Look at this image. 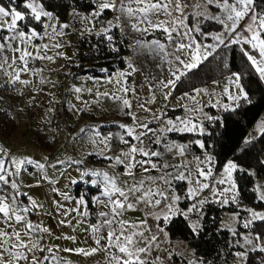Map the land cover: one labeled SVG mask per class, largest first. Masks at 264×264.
Here are the masks:
<instances>
[{"label": "rangeland", "instance_id": "374dc122", "mask_svg": "<svg viewBox=\"0 0 264 264\" xmlns=\"http://www.w3.org/2000/svg\"><path fill=\"white\" fill-rule=\"evenodd\" d=\"M38 2L41 3L40 0H38ZM94 2L95 7L91 10H70L65 20L60 19L56 13L45 8L47 11L52 12L54 17L52 20L42 18L49 25L47 28L48 35H44V27L40 30L35 25H30L27 30L22 29L27 33L35 28L37 32L40 33V35L33 40V44L27 46L28 51L35 55L38 49L34 47V45L48 44L49 48L40 51V55L54 57V61L39 59L30 61L29 68L43 69L39 73H20L21 80H28L31 83L22 84L16 82L14 85L9 84L7 81L10 80L11 77L8 76L6 72H14L15 68L6 67V69L0 70V110L5 109L6 99L4 96L16 99L19 101L22 108V113L13 117L18 122V128L10 136H4L0 133V146L6 150H10L12 157H28L45 165L43 172L37 169L35 165H28L27 171L22 170L21 176L16 179L21 184L20 191L27 193V196L34 199L37 204V207L28 214L27 218L34 224H39L41 227L50 229V233L42 234L43 240L41 242V247H53L55 254L59 258H62V264H109L110 252L116 251L115 249H111L110 251L99 250L91 255H84L76 252L75 249L80 248L88 251L91 248L102 247L107 243L104 239L101 240L100 246L95 243V238L97 236L107 237V229L102 228L98 233H94L92 231V225L101 224L104 218L100 217L98 213L100 211H108V209H105L102 205L95 204L93 200L95 211L89 206V198L99 197L100 199H106V197L101 195L103 186L92 185L91 180L97 178L92 177L90 174L81 179V173L86 169L107 171L109 175L119 176L118 185L122 188H126L127 184L132 183V178L123 174V166L111 167L110 165L113 161L105 158L115 157L120 155L121 151H127V146L119 143L116 138L117 133L123 134L126 131L125 129H121L119 125H130L139 132L143 131L139 125L148 123L149 127L156 129V134L160 135L159 129L168 127L166 123L168 120L176 121L177 118H180L188 119L192 123L202 126L206 132V121L213 116L211 111H209V107H214L218 111L217 116H219L222 111L236 107L241 100L236 101L229 98L230 96L239 95V90L235 84L230 83L229 80L230 77L233 80L235 79L233 73L198 87L197 89L206 90L200 91L199 93L195 91L184 92L174 96L173 92L175 88L171 86L168 88L159 87L158 84L160 81L166 83L167 80L174 79L170 69L173 71L177 69L183 71V66L179 65L175 60V55H180V58L187 62L189 60L187 50L181 53H175L174 55V46L168 45L162 32L150 31L146 34L136 32L129 26L127 19L121 16L118 11L110 10L112 14L110 18L105 21H102V16L106 10L98 18L94 17L92 14L98 11V5L101 0H94ZM183 2L190 5L189 8L185 9V14H190L193 11L191 5L195 4L197 0H183ZM117 3H119V0H117ZM0 6H4L6 9L14 7L17 11H21L25 14L24 11L15 7L14 0H0ZM208 12L212 15L219 14V10L215 5L209 6ZM179 15V13L173 12V16ZM117 16H120L119 21L116 19ZM190 16L191 15H189V19L186 21L190 28H194L197 21L203 19L201 17ZM82 17L88 18L82 20ZM4 19L7 20L9 18ZM159 19L164 20L170 18L161 14ZM109 21L112 22V25L119 23L118 28H120L129 39L130 50L125 57V66L105 76H93L88 73H80L78 69L79 61L77 59V47L81 37L93 33L102 34L100 31L102 28H109L110 32L115 27H110L108 24ZM20 22L21 21H18V28ZM64 23L69 25L68 28L63 29L64 35H56L51 26L56 25V30L58 32L60 31L59 25ZM143 27H147V25ZM88 29L91 31H88ZM222 31L223 27L219 31L204 32L205 35L201 36L203 39L201 41H199L196 36V34L199 33L194 32L193 35L197 43L202 45H214L218 42L214 41L212 35L208 34L220 33ZM8 34L6 30H0V35ZM153 34H155V36H152ZM207 38H210V41L206 40ZM156 39L166 44V51L169 53L167 59L150 53L147 49L139 47L136 43L137 41L149 42ZM184 42L187 43V40ZM11 43L12 47H24V45L20 44L19 40H14ZM57 43L61 45V47H52V45ZM242 46L246 50H250L252 55L259 58L258 51L251 49L250 45L243 44ZM57 53H63V55H57ZM3 55L9 58V63L11 64L13 55L18 54H14L11 50H8L3 53ZM17 64H20V62L17 61ZM129 65L134 67L136 71L133 72ZM120 73H124L125 75L121 76ZM177 75H179V71H177ZM42 79L44 83H41ZM240 84L246 92L241 80ZM122 87H128L130 91L125 93L121 91ZM76 88H80L81 91L77 93L75 91ZM226 88L227 92L225 91ZM131 89H134V91ZM105 92L108 93V96L98 95V93L102 94ZM169 92H171V95L166 96L165 94ZM186 93L188 94L187 96L185 95ZM116 96L128 99L131 107H124L122 99L116 100L114 98ZM153 96H155V100L152 99ZM193 96H195V100L190 98ZM141 105H143V107H141ZM225 105L228 107L225 108ZM38 107H40L39 110H37ZM125 112L133 113L136 116V120L134 121L131 116L125 115ZM157 117H159V119H156ZM262 124H264V112L252 128L250 136L260 135L261 132L259 128ZM82 128L85 129L84 132L80 131ZM96 130L99 131L101 137L107 136L109 133L113 134V138L107 149H105L104 144L99 142L98 137L93 136V132ZM174 133L180 132L166 133V135L162 137L161 145L151 143L147 137L144 138L143 145H139V143L134 140L131 141L149 151L159 150L164 153L163 162L169 165H179L178 168L172 167L160 171L152 170L150 173L146 174L158 177L164 172L171 173V175L167 177V179L171 181V188L164 184L163 181L159 180L156 182V185H152L154 188L158 187L164 190L169 197L168 200H163L161 197L157 196L155 197L156 199H162V203L159 206L152 208L145 207L144 204H138L133 209L123 211L122 215L117 217L118 220H126L129 224H139L140 221L146 220V225H141L140 230H145V228L150 229V231H145V236H150L152 234L157 235L156 243L159 244V248L155 247L154 244L149 255L144 257L142 254V257L149 261V264L153 261L155 264H188L189 261L194 262V264H199L202 262V260L195 255L194 249L187 241L173 239L169 235L166 226L175 216L170 217V219L165 222L163 217H161L160 220H156L153 216L146 215V213L151 212H166V204L171 203L173 191L176 195L181 197L177 204L179 208L184 211H187L192 203L205 199H207L205 204L212 201L218 202L220 205H229L232 203L229 201L228 204H222L221 201L224 197L213 195V187L219 192L222 191L224 187H227V185L216 184L211 178L208 181H204L210 184L209 189L199 191V194L194 198H188L187 190L190 187L188 181L176 180L175 177L178 176L180 172H184L185 175L191 172L193 176H195L197 167L196 157H199L200 161H204L206 156L213 157V161L210 165L205 163L200 166L205 170L211 166L213 174L217 179L222 176L223 166L229 160H233L229 159L220 169H217V160L212 153L207 152L204 148L201 152H196L191 140L180 141L177 137L172 136ZM190 134L200 133L197 131ZM125 138L129 139L128 137ZM93 140H96V142L93 143ZM173 142L176 144L188 145L184 155H179L176 149H173L171 153L165 151L163 144ZM101 150H104L103 155H100ZM0 158L5 160L6 166L11 167L9 164V156H0ZM69 158H71L72 161H83V163H71ZM143 158L144 157L140 154L136 155V159ZM57 160H64L65 164H56ZM153 160L155 162L157 158H153ZM262 160L264 162V153L262 154ZM233 162L235 163V161ZM52 164H55V168L49 167V165ZM250 172L254 175L255 179L254 190L257 186H259L261 190H264V176H258L255 169H251ZM45 173L50 177V180L43 179ZM233 177L237 184L236 172L233 173ZM136 179H140L139 171H136ZM52 180L56 182L53 184L51 182ZM73 180H75L76 183H73ZM37 181H39V186H36ZM125 182H127V184ZM148 186L149 185L146 183L145 187ZM191 186L195 187V184ZM53 188L58 189V191L54 192L52 190ZM62 194H67L69 199H65ZM256 195L258 197L259 193L256 192ZM81 196H83L85 204L77 203ZM21 200L24 205L31 207L26 197H21ZM54 201L62 205L59 210H57L56 204L53 203ZM129 202L135 203V199L130 197ZM205 204L199 206L198 212L189 213L186 218L190 224L199 221V225H201ZM233 204L240 209H244V211L245 209L251 208L257 212H264V202L261 207H250L240 202L238 196V202ZM85 211L88 212L87 216L82 215ZM236 213H239V218L234 219ZM248 217L249 213L247 211H245L244 217H240V212H225L222 215L220 227L229 230L233 244L237 245L235 241H240V244L237 245L238 249H236L235 252L245 251L251 247H245L243 239L244 236L248 235L250 232L253 237L259 233L261 237L260 243H264V227L261 228V230H254L253 228L245 229L243 227L242 222ZM60 221H63V223H60ZM158 225L159 228L163 229L162 232L158 231ZM114 227H119V225H114ZM0 229L9 234L14 230L18 231L22 240L28 241L29 239V237L25 235L24 224L16 223L14 220L9 221L7 224L0 222ZM231 229H235V236L232 235ZM165 233H167V236H165ZM62 237H75V239L72 240ZM12 243H15L14 238L9 240V246ZM65 249H72L73 251H65ZM250 252L253 251L248 252V257ZM0 253H3V259L5 261L11 259L8 252L4 251L3 248H0ZM169 253H172V255L169 256ZM44 255H48V253L34 250L29 255V261H20L19 264H29L32 256L42 260ZM247 260L245 264H247ZM45 264H47V262H45ZM229 264H241V262L234 255Z\"/></svg>", "mask_w": 264, "mask_h": 264}, {"label": "snow or ice", "instance_id": "6c2138e0", "mask_svg": "<svg viewBox=\"0 0 264 264\" xmlns=\"http://www.w3.org/2000/svg\"><path fill=\"white\" fill-rule=\"evenodd\" d=\"M215 5L219 10V14L212 15L208 12L209 6ZM24 7L29 11L28 15L35 21L43 25L45 32L44 35H48L47 28L49 25L42 18H47L52 20L53 13L47 11L42 3H39L38 0H25ZM190 5L184 3L183 0H101L98 5V11H95L92 15L98 18L105 10L118 11L121 16L127 19L129 26L136 32L140 33H149L160 31L164 35L168 45L174 46L175 52L181 53L187 50L189 55V60L185 62L180 58V55H175V60L179 65L183 66V71L177 69L173 71L170 69L174 79H169L165 83L160 81L158 86L161 88H168L171 86L175 88L177 82L181 79L182 76L187 75L192 70L197 69L203 61H206L221 45L225 47L228 44L241 45V52L243 56L247 58V61L250 62V65L254 68L255 72L258 74L259 78L264 80V9L257 8V0H197V2L191 7L193 11L190 14H185V9L189 8ZM173 12H177L179 16H173ZM163 14L165 17L170 19H159V16ZM189 15L192 17H201L202 20H198L194 28H190L186 21L189 19ZM4 18H9L5 20ZM25 14L21 11H17L16 8L6 9L4 6H0V30H6L8 35H0V70L7 68H15L14 72H6L8 76L11 77L7 81L9 84H15L20 82L22 84L31 83L28 80H21V72H35L39 73L43 69H31L29 68L30 61L39 60H48L54 61L53 56L40 55V51L47 50L49 48L48 44L34 45L37 47L38 51L35 55L32 52L27 50L28 45L33 44V40L40 35L35 28L29 32H25L22 29L18 28V21L25 20ZM88 17H82L81 19H87ZM117 21L120 20V16H117ZM204 20L215 21L223 27V31L220 33H209L212 35L214 41L218 43L214 45H202L196 42V38L193 33H199L201 36H204L205 33L201 29V24ZM98 22V21H97ZM108 24L110 27H119V23L112 25V22L109 21ZM147 25V27H143ZM53 32L58 36L64 35L63 29L69 27L67 23L60 24V31L57 32L56 25H52ZM109 28H102L101 33L107 34ZM88 31H91L88 29ZM100 35V33H96ZM175 34V35H174ZM250 34V35H248ZM19 40L21 45L24 47H12V41ZM107 40L111 42L113 37L111 35L107 36ZM187 40V43L184 41ZM139 47L147 49L150 53H154L157 56H162L164 59H167L169 53L166 51V44L161 43L159 39L151 40L149 42L137 41ZM247 44L251 46V49L258 51V56L251 54L250 50H246L242 45ZM52 47L59 48L61 45L54 44ZM11 50L13 55L11 64L9 63V58L6 55H3L6 51ZM117 51L116 48L112 49ZM57 55H63V53H57ZM17 61L20 64H17ZM171 63V62H170ZM22 65V66H21ZM133 72L136 71L134 67L129 65ZM225 67L227 65L225 64ZM101 71H106L102 69ZM179 71V75H177ZM121 76H124V73H120ZM130 75V73H129ZM235 79L229 78L230 83L235 84L239 90V95L230 96L232 100H240L242 98H247V93L244 91L243 87L240 84L241 74L233 73ZM41 83H44L43 79ZM134 91V89H131ZM75 91L79 93L80 88H76ZM90 91V90H89ZM121 91L127 93L130 91L128 87H122ZM195 92L199 93L200 91H206L204 89H195ZM227 92V88L225 89ZM98 95L108 96V93H98ZM166 96L171 95V92L166 93ZM188 95L187 93L185 94ZM116 100H121L123 106L130 108L131 104L128 99H123L122 97H114ZM195 100V96L190 97ZM155 100V96L152 97ZM143 107V105H141ZM228 106L225 105V108ZM147 110V109H146ZM192 111V110H189ZM127 116L135 121L136 116L131 112L124 113ZM156 119H159L157 117ZM168 127L159 129L160 135H157V130L150 128L148 123L140 124L139 127L143 131L137 132L136 129L130 125L121 124L119 127L125 129L126 131L123 134L117 133L116 138L119 143L127 146V151H121L120 155L115 157H105L113 161L110 165L111 167L123 166L124 175H127L132 178V183L127 184L126 188H122L118 185L119 176L109 175L107 171L100 170H84L81 173V179L86 175H91L97 179H92V185H102L103 191L101 195L106 197V199H100L99 197H93L92 200L97 205H102L108 211H100L98 215L103 219L101 224L92 225V231L98 233L102 228L107 229V237L97 236L95 238V243L100 246L101 240L104 239L107 243L102 247L91 248L88 251L84 249H75L76 252L82 253L84 255H91L99 250L110 251L115 249L116 251L110 252L109 264H149L144 257L149 255L152 251L153 245L159 248L157 242V235L152 234L150 236H145V231H150V229L140 230L141 225H146L147 221H140L139 224L132 223L129 224L126 220H118L117 217L122 215L123 211L127 209H133L138 204H144L145 207L155 208L162 203L163 200H168V196L164 190L159 189L158 187L154 188L152 185H156V182L163 181L164 184L168 185L169 188L172 187L171 181L167 179L171 175L170 172H164L162 175L156 177L152 175H146L152 170H164L172 167L178 168L179 165H169L166 162H163L164 153L156 150L149 151L142 146H138L137 143H132L131 141H136L139 145H143L144 138L147 137L151 143L155 145L162 144V137L169 132H180V133H194L199 132L204 134L205 130L202 126L192 123L188 119L177 118L176 121L168 120ZM84 132L85 129L80 130ZM261 133H264V124L259 128ZM151 134V135H149ZM94 137L99 138V142L105 145V149L108 148L110 141L113 138V134L109 133L107 136L101 137L98 130L93 132ZM128 137L129 139H126ZM96 140H93L95 143ZM245 143H250L246 140ZM195 144L198 145L201 149L205 147L204 142L201 140H196ZM163 147L166 152L171 153L173 149L178 151L179 155H184L188 145L185 144H176V143H165ZM104 154V150L100 151V155ZM140 154L143 159H136V155ZM0 156H9V164L11 167L6 166V162L3 158H0V222L7 224L9 221H15L16 223L24 224L25 235L29 237L28 241L21 239L20 233L18 231H13L11 234L0 229V248H3L4 251L8 252L11 257L10 260L5 261L3 259V253H0V264H19L20 261H29V255L34 251L38 250L42 253L46 252L48 255H44L43 259H39L35 256H32L29 264H62V258H59L53 247H41V242L43 240V233H50V229L46 227H41L39 224H34L31 220L27 218L28 214L32 212L36 207V201L30 196H27V193L20 191L21 184L16 178H19L23 171H27L28 165H35V167L42 172L45 169V165L37 161L32 160L31 158H17L12 157L10 150L4 149L0 146ZM153 158H157L154 162ZM197 167L195 176L191 172L188 175H185L184 172H180L178 176L175 177L176 180L184 181L187 180L190 187L187 190L188 198H194L199 194V191L209 189L210 184L208 181L211 180L219 185H227L222 191H217L215 187L212 188V193L214 196L220 195L224 199L221 201L222 204H228L229 201L232 203L238 202V187L236 181L233 177V173L242 170L238 168V165L233 161L229 160L223 166V173L221 178L217 179L213 174V169L211 166L205 170L200 165L201 164H211L213 157L206 156L204 161H200L199 157H196ZM71 163L82 164L83 161H72L69 158ZM56 164H65L64 160H57ZM49 167L55 168V164L49 165ZM136 171L140 173V179H136ZM15 177V178H14ZM44 180H50V177L45 173L43 176ZM53 184L55 180L51 181ZM76 183L75 180L72 181ZM146 183L149 185L145 187ZM195 184V187L191 186ZM39 186V181L37 185ZM54 192L58 189L53 188ZM256 192L259 193L258 200L264 202V190H261L259 186L256 187ZM65 199H69L67 194H62ZM161 197L162 199H156L155 197ZM21 197H26L29 201L31 207L24 205ZM130 197L135 199V203L129 202ZM181 199L179 195H176L173 191L171 196V203L166 204V212L161 213H146V215L153 216L156 220H160L163 217V220L167 222L170 217L176 216L177 214L187 217L189 213L198 212L199 206H202L207 202V199L200 200L198 202L192 203V205L184 211L179 208L177 202ZM56 204L57 210H59L62 205ZM78 204H85L83 196L77 201ZM249 213V217L243 220V227L245 229L253 228L257 222L264 223V212H257L251 208L245 209ZM66 214V213H65ZM82 215L87 216L88 212L85 211ZM239 218V213H236L234 219ZM63 223V221H60ZM119 225V227H114V225ZM194 233L199 231L200 225L199 221L193 222L190 225ZM158 231L162 232L163 229L157 226ZM131 229V230H129ZM232 235H236L235 229H231ZM167 236V233H165ZM15 243H12L9 246V240L13 239ZM66 239L74 240L75 237H62ZM244 246H251L248 250L235 252L234 255L239 259L241 264H245L248 252L249 251H261L264 252V243H260L261 237L257 233L254 237L251 232L248 235L244 236ZM237 245L240 244L239 240H236ZM65 251H73L72 249H65ZM172 253H169L171 256ZM155 264V262H151ZM188 264H194V262L189 261Z\"/></svg>", "mask_w": 264, "mask_h": 264}, {"label": "trees", "instance_id": "16d2710c", "mask_svg": "<svg viewBox=\"0 0 264 264\" xmlns=\"http://www.w3.org/2000/svg\"><path fill=\"white\" fill-rule=\"evenodd\" d=\"M47 10L56 13L60 19L65 20L70 10L87 11L95 7L94 0H40ZM25 0H14V5L25 12V20L20 22L19 29H28L35 25L42 30L43 26L33 20L28 9L24 7ZM257 8L264 9V0H257ZM111 11L106 10L102 16L103 20L110 18ZM191 17V16H190ZM191 20V18H190ZM222 26L215 21L205 20L202 23L203 32L219 31ZM111 35L113 40L109 42L107 36ZM152 36H155L153 34ZM150 36V37H152ZM199 41L203 40L200 34H196ZM207 38L206 40H209ZM116 48L117 51L112 49ZM240 45L228 44L216 49L212 56L201 65L184 75L177 83L173 95L184 92H193L198 87L208 84L230 73H240L241 81L246 90L247 98L241 99L239 104L229 110L218 111L209 107L212 117L206 121L207 131L204 134L174 133L180 141L191 140L194 150L201 152L202 149L195 144L197 139L204 142V149L212 153L217 160V169L232 159L239 166L236 171L239 200L250 207H261L263 202L259 201L254 190V175L250 172L255 169L258 176H264V133L258 136H250L252 128L264 112V81L259 78L254 68L243 56ZM130 44L128 37L115 27L107 34L84 35L81 37L77 47L78 69L80 73H88L93 76H105L125 66V57L129 53ZM225 64L227 67H225ZM106 69V71H101ZM1 90V88H0ZM18 122L6 115V110H0V133L10 136L17 128ZM248 140L250 143H245ZM185 205V203H184ZM89 206L95 211L92 198H89ZM225 212H240L244 217V209L235 204L220 205L218 202H208L204 206V214L199 231L194 233L188 219L177 215L167 224L169 235L173 239L187 241L194 249L195 255L202 260L199 264H229L233 259L238 246L233 244L229 230L221 228L220 222ZM264 223L257 222L253 229L261 230ZM263 230V229H262ZM264 252H250L247 264H263Z\"/></svg>", "mask_w": 264, "mask_h": 264}, {"label": "built area", "instance_id": "2783aa9c", "mask_svg": "<svg viewBox=\"0 0 264 264\" xmlns=\"http://www.w3.org/2000/svg\"><path fill=\"white\" fill-rule=\"evenodd\" d=\"M4 97L6 99L5 110H6V115L8 117L13 118L22 113V108H21L19 101H17L14 98H9L7 96H4ZM39 109L40 107L37 108V110Z\"/></svg>", "mask_w": 264, "mask_h": 264}]
</instances>
